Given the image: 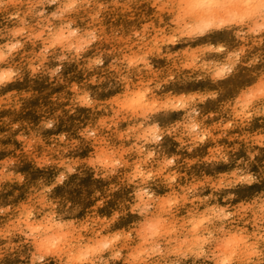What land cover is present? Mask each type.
Masks as SVG:
<instances>
[{
	"label": "clouds",
	"instance_id": "9594fccd",
	"mask_svg": "<svg viewBox=\"0 0 264 264\" xmlns=\"http://www.w3.org/2000/svg\"><path fill=\"white\" fill-rule=\"evenodd\" d=\"M0 264H264V0H0Z\"/></svg>",
	"mask_w": 264,
	"mask_h": 264
}]
</instances>
